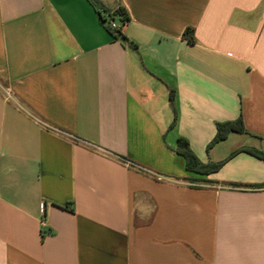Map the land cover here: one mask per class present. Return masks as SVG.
Instances as JSON below:
<instances>
[{"label":"crops","instance_id":"0c3cea01","mask_svg":"<svg viewBox=\"0 0 264 264\" xmlns=\"http://www.w3.org/2000/svg\"><path fill=\"white\" fill-rule=\"evenodd\" d=\"M97 1L0 0V264H264V0Z\"/></svg>","mask_w":264,"mask_h":264},{"label":"trees","instance_id":"16d2710c","mask_svg":"<svg viewBox=\"0 0 264 264\" xmlns=\"http://www.w3.org/2000/svg\"><path fill=\"white\" fill-rule=\"evenodd\" d=\"M89 1L99 12V14L101 16V22H102L104 27H105L104 23H105V18H106L104 14L111 15L113 13V16L120 15L123 17V19L128 20V16L125 13L124 9H122V8H119L118 10H116L114 12H110V11H106L97 0H89ZM105 28L112 35L118 36L112 30L108 29L107 27H105ZM184 37L188 41L194 42L191 29H188L185 32ZM172 97H173V94L171 93V96H170L171 100H172ZM231 132H239V133L246 132V129L244 127V124H243V121L241 118L239 120H237L236 122L219 124L217 127V135H216L214 142L216 143V142L224 140L227 137V135ZM245 150L248 152H251L257 156H261L258 153L253 152L251 150H248V149H245ZM176 153L181 155L183 158H185L187 170L190 172H193L195 174H211V173H214L217 170H219V168L222 165V163H213V164L211 163L208 165L201 164V162L198 160V158L191 151L188 141L184 138L178 139V145H177Z\"/></svg>","mask_w":264,"mask_h":264},{"label":"built area","instance_id":"2783aa9c","mask_svg":"<svg viewBox=\"0 0 264 264\" xmlns=\"http://www.w3.org/2000/svg\"><path fill=\"white\" fill-rule=\"evenodd\" d=\"M117 17H120V19ZM117 19H118V21H117ZM127 22L128 21L123 19L122 16H120V15L113 16V13H112L111 15L106 14L104 25H105V27L112 30L113 32H115L119 36L124 31V29L127 25ZM43 213H44V207H43Z\"/></svg>","mask_w":264,"mask_h":264},{"label":"rangeland","instance_id":"374dc122","mask_svg":"<svg viewBox=\"0 0 264 264\" xmlns=\"http://www.w3.org/2000/svg\"><path fill=\"white\" fill-rule=\"evenodd\" d=\"M117 21H118V19H117Z\"/></svg>","mask_w":264,"mask_h":264}]
</instances>
